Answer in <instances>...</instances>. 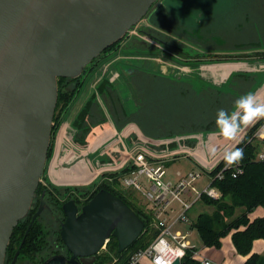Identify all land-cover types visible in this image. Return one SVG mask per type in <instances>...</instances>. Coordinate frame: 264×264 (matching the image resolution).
<instances>
[{"label": "water", "instance_id": "water-1", "mask_svg": "<svg viewBox=\"0 0 264 264\" xmlns=\"http://www.w3.org/2000/svg\"><path fill=\"white\" fill-rule=\"evenodd\" d=\"M156 1L0 0V264L45 169L58 77L80 75ZM44 206L42 197L25 234ZM63 211L66 249L42 264H91L111 236L124 251L145 227L127 202L105 188L81 208L74 199L65 201ZM180 263L176 258L171 264Z\"/></svg>", "mask_w": 264, "mask_h": 264}, {"label": "trees", "instance_id": "trees-1", "mask_svg": "<svg viewBox=\"0 0 264 264\" xmlns=\"http://www.w3.org/2000/svg\"><path fill=\"white\" fill-rule=\"evenodd\" d=\"M164 13L168 15L163 6L158 4L157 7H154L153 5L146 17L147 20L152 25H154L156 29H163V27L168 25L167 21L162 20ZM158 29L152 31L151 29L141 28L140 30L147 33L152 40H159L164 45L170 46V48L178 52L185 53L187 55H192L191 52H193L194 56H196L197 58L200 57L201 59L211 57H207V55L201 56L202 54L199 52H196L192 49H186V47L184 48L182 42L179 43L176 39L170 37H162L161 33L158 34ZM145 44H148V46L151 47L149 49H144L143 47H141ZM112 45H110L102 52L103 55L101 54V57L99 55V58L97 57L96 59H94L89 68H85L80 75L76 77H58V98L56 105V108H58L59 106L58 115H66V112L71 107L73 101L78 97L79 93L84 88L86 82L88 81V77H90L91 75L93 76L94 71L97 70L101 62L108 59V56L111 54V52H109L108 50L111 49V51L113 52ZM153 45L149 41H144L142 45H137V48H133V50L150 53L155 51V45ZM213 57L218 58V56ZM242 57H245V55L237 56V58L240 59H242ZM127 64L128 66L125 69L127 72L122 77L123 79L128 80L126 81L129 84L130 89L131 84H134V81L135 84L137 82L141 83V87H139L140 100L138 99L137 95H134V93L136 94L138 93V91L132 90V93L134 92L132 101L134 102V105L128 109L120 103V92L118 91L116 86L114 84H111L107 78H103L97 84L96 90L91 92V94L88 96V98L72 120V125L76 129L74 135V143L77 144V146H87V138L93 128L98 124L106 122L107 120L97 99V93H99L106 102L110 113L117 124H123L126 120L125 124L137 123V125L141 127L143 131H215L216 129H218L216 125V116L218 109L224 108L225 106H227L228 109L231 106V103L225 101L227 99L222 100L223 97L221 98V95H218V92L214 88L210 89L211 92H209V94L207 90L204 93V90L202 89H200L199 91L195 90L193 87H191V85L187 84L183 78L178 79L173 75L163 76L157 71L151 70L144 65L138 64L137 62L129 61ZM238 75L245 76L247 75V73H240ZM178 84H184L189 89L188 93L180 92V96L189 94L191 99L197 102L201 101L204 103L203 111H205L207 108H212L213 110L211 109L212 111L206 114L208 116H205L201 119L195 118V116L198 114L189 112L188 118L191 120H187L188 125H181L179 120H175L172 122L163 120L162 123H169L172 128L162 129L161 126L159 129L150 128L148 126L150 124H147L145 120V117L151 118L149 117V115H147L148 103L145 98L143 100L140 94L145 93L148 88L154 86L157 87L161 85L164 87H170L169 85H173L174 87H176V85ZM212 94L214 95L212 96ZM136 102L138 103V107H136ZM143 114L145 117L143 116ZM55 117L56 116L54 115V118ZM202 120L204 124L200 123L199 125H196ZM262 122L263 119L257 121L252 127H250L249 130H247L243 135V137L231 149H243V156L239 159L240 166L242 167L243 171L234 176V169H224L223 176L221 178H215L212 182V184L220 190L221 197L218 199H214L209 197L207 194H202L201 196V200L204 203L214 207V210L212 212H200L192 224V227L197 229L204 246L217 248L220 247L222 244V237L233 231L232 240L236 250L238 251V253L246 255L251 252L255 239H264V216L257 217L253 220H251L248 216V211L259 205H264V159L257 158L258 151L264 145V139H260L259 136L255 134L257 128L262 124ZM179 125L181 126V128L179 127ZM171 134L174 133L171 132L163 133L160 135H152L158 136L157 138H159L164 135ZM136 137H138V135ZM53 143L54 142L52 141V143L50 144V149L48 150L49 155L52 152L50 151L52 150V147L54 150V146L52 145ZM120 151L121 150H119L118 147L111 148L108 152L105 153V160L116 159V157L120 154ZM223 167L224 158H222V160L211 171V173L215 175ZM127 169L128 168H124L121 172L123 173ZM120 174V172L119 174L118 172L115 174L104 173L102 175L103 177H101V181H99L98 184H92V188L89 186L59 187L51 183L47 184L49 187L47 188V185L44 186L40 182L37 189L38 193H41V191L46 189L45 200L49 203L51 209H55L57 212H61L63 214L62 216H65L63 211V204L65 201L74 199L78 206H80L81 208L95 195L97 191L105 188L127 202L143 219V221L145 222L143 232L127 249H125L124 251H119L117 238L111 236L106 242V250H102L101 252L96 254V260L94 264H126L132 253H134L138 249L147 247L159 233L158 230L151 226V214L150 212H148L146 205L141 200V198H137L136 195L133 194L134 192H132V190H126L120 187V182L118 179ZM107 176H113L114 178L110 181ZM49 199L53 204L49 202ZM37 204L38 201L34 205V207L29 210L26 216L21 218L18 224L13 228L11 239L6 251V264L10 263L17 250H20L18 261L29 260L33 264H39L40 261H42L46 257L53 255L59 249H61V247L65 246L60 235L61 222L63 221L62 220L58 226L57 237L55 238L54 242L56 247L60 248H55L56 250L54 249V251L56 252H51L48 255L43 254L44 249H46V245L48 244L49 246L47 236L51 231L50 228L52 229L50 222L51 219L46 221L45 217V220H43L44 212H42L37 217V219L30 227L28 233L25 234L32 214L37 208ZM241 207L246 208V211L239 215H236L237 208ZM52 210H49V212H51ZM23 239L24 242L20 247ZM193 250L194 249L188 250L187 254L183 257L180 264H200L197 259H194L192 257ZM115 259L117 260L115 261ZM244 264H264V256L258 253H252L244 261Z\"/></svg>", "mask_w": 264, "mask_h": 264}, {"label": "rangeland", "instance_id": "rangeland-1", "mask_svg": "<svg viewBox=\"0 0 264 264\" xmlns=\"http://www.w3.org/2000/svg\"><path fill=\"white\" fill-rule=\"evenodd\" d=\"M249 3L252 4V7L247 11V13H245L246 8L244 7V4L249 5ZM158 4L163 6L164 9L168 13V15L164 13V15L162 17V20L167 21L168 25L163 27V29L159 28L160 31L157 28L158 34L161 33L162 37H170V38L178 40L179 43L182 42V45L184 46V48L186 47V49H192L195 51L199 50V52L204 53L201 56L209 55V56H211L209 58H214V59H209L208 62H214L215 61V57H213V56H216V54H215L216 52L211 53V52H207V51L205 52L204 50H203L204 52H202L201 49L194 46L195 44L192 45L191 43L186 42L187 39H193L194 41L198 40L196 42H199L202 44L203 35L206 32H209V31H212V32L215 31V33H217V32L218 33L229 32V35H233V34H236V31H237L235 29L237 23L242 22L243 23L242 27H245V26L248 27L249 24L251 23V21H253L255 26L257 27V29H256L257 30V36H258V38H260L257 41L258 42L257 44L259 45L258 48L260 49L261 46L264 47V31H262V28L264 30V24L262 23L263 20L256 18L257 15H255V13H257V14L259 13V16H262V13H263V17H264V0H157L154 4V7H157ZM246 15H248V17H246ZM146 16L144 18H142L140 21H138L137 23H135L125 33L124 36H122L119 40H117L116 42L113 43V45H112L113 46V48H112L113 52L111 51V49L108 50L109 52H111V54L108 56V58L110 60L103 61L100 64V66L97 68V71H99V68L101 67L102 73L106 72V70L109 69V67L110 68L113 66L115 67L116 64L119 66L120 69H122L124 67L126 68L128 66V64L126 62L122 64V62L125 60H129L131 62H137L138 64L148 66L149 68L161 69L162 71H166V72L170 73L171 75L175 74L174 76H176L177 69L180 71H185V68L190 66V65L184 64L183 69H181L180 67H176V66L180 65L182 62L183 63L187 62V61H179V60H189V62L192 63V62H196L197 60L201 59L200 57L197 58L196 56H194L193 52H191V51H189V52H191L192 55H187L185 53H181V52H178V51L170 48V46L164 45L159 40H155V41L152 40L151 37L147 33L140 30L141 28L151 29L152 31L157 30L154 27V25H152L147 20ZM195 28L199 29V33L195 32ZM212 36H218V34H214ZM194 38H197V39H194ZM261 40H263V41H261ZM144 41H146V42L149 41L152 43V45L154 44L155 45V51L150 52V53H144V52H139V51L133 50V48L134 49L137 48V45H142ZM141 47H143L144 49H146V48L149 49L151 46H148V44H145L144 46H141ZM138 48H140V47H138ZM256 50L253 52L244 51L243 53H241L237 56H241V55L247 56V57H242V59L248 58L249 55H251L252 53L264 56V50L263 51H261V49H260V51H256ZM101 54H99L100 57H101ZM124 56H127V59L124 58ZM97 57H95L94 59H96ZM94 59L88 65H86L85 68H89V66L92 64ZM200 64L201 63L193 64V65L200 66ZM194 78L199 79L196 77V75ZM243 78H246V77L244 76ZM249 78L250 79L248 81V84H252L253 79H251V77H249ZM247 79H248V77H247ZM247 79H244V82H246ZM101 80H102V75L101 76L100 75L99 76L93 75V76L88 77V81L86 82L84 88L81 90L78 97L73 101L75 103L74 104L72 103L73 105H71V107L69 108L71 110L68 109L69 112L67 111L68 114H66V117L58 115L59 106H58V108H55L54 115L56 117L53 118V123H52V129L53 130L51 131V141H50V144L52 143V141L54 142L52 144L54 146V150L52 147V150H50L52 152L50 153V155L48 154L49 156L47 157V160H46L45 169H44L43 174H42L41 179H40L41 184H43L44 186H46V184H49V182L47 181V178H46V174H47V170H48L47 167L49 168L50 164L51 163L53 164V162H54V164H56L55 165V167H56L55 172L56 173H57V171L65 173L64 170H65V168H68V167L73 168L75 170L76 166L80 164L81 159H82V162H84V163H82L80 165V167L86 166V168H87L89 165L91 170L94 171L97 168V164H99V162H100L98 158H100V160H103L105 158V155L99 154V152H97V150L96 151H89L85 155L86 161L83 158L84 156L81 159H79V156H76V154L74 155L76 157L70 159V161H68L70 156L68 157V155L63 156V155L56 154V146H59L61 142L70 141V143H72V141L74 139V135L72 136V141L69 139L68 136L70 134L69 130L72 129L71 126H73V125H72L71 121H69V120H71V119L73 120L74 116L79 111L78 105L80 103L82 104V101L84 99L86 100L88 98V96H86V93L89 91V87L90 86H92V87L97 86V84ZM193 82H195V84H193V85L196 88H200L201 86H203L204 84L207 83V82L205 83V81H202L201 79L193 80ZM133 83L134 84H131L130 90H131V92H132V90L138 91V93H136V94L134 92L133 93H134V95H137L138 99L140 100V98H139V87H141V83L137 82L135 84V81ZM169 86L170 87H168V86L164 87L161 85L157 86V87L154 86V87L148 88L145 93L140 94V96L143 98V100L145 98L147 103H148L147 115H149V117L152 118V121H151V118L145 117L144 114H143V116L145 117L146 123L150 124V125H148L150 128L159 129L161 126L162 129H164V128L171 129L172 127L169 125V123H167V124L162 123L163 120H167V122L179 120L181 125H188L187 120H191L188 118L189 112H191L193 114H198L195 116V118L201 119V118H204L205 116H208L206 114H208L209 112H211L213 110L212 108H211L212 110L210 108H207L205 111H203L204 103L201 101L197 102V101L191 99L189 94H186L184 96H180L179 95L180 92L188 93L189 89L184 84H178V85H176V87H174L173 85H169ZM133 93L130 94V95H132V97H134ZM249 93H250V91H249ZM123 95H126V94H123ZM124 102H126V100ZM133 105H134V102H129L125 105V107H127L129 109ZM136 105H137L136 107H138L137 102H136ZM224 109L226 110L227 106H225ZM58 116H60V117H58ZM125 123H126V120H125ZM125 123L117 124L115 122L114 127H115V129L117 128L116 130H122V129H130L131 127L135 126L132 123H128V124H125ZM200 123L204 124L203 120L198 122L196 125H199ZM62 127L64 128V131H63ZM179 127L181 128L180 125H179ZM67 129H69V130L66 131ZM108 131H114V129L111 127V129H109ZM122 132H123V134H125L128 131H122ZM143 132L145 133V135L144 134L143 135L146 136V139H147V137H150L152 134L160 135L163 133L173 132L174 134L162 136V137H172V136H177V135H180V136L181 135H191L193 133L194 134L195 133H206V132H210V131H143ZM215 132H219V129H216ZM138 133H139V131H138ZM144 136L139 134L138 137L140 140H142V138L143 139L145 138ZM152 136L149 139L150 141H154V140L158 139L157 138L158 136H153V137ZM236 136H237V134H236ZM160 138L161 137H159V139ZM115 139L116 138L114 136H112L108 142L112 143ZM232 140H233V138L224 137L222 135L221 140H220L221 145L219 144V147L221 148L222 146L229 144ZM126 141L128 142V144H130L129 139ZM198 142L199 141L196 139L182 141L184 146L190 147V148L193 147V149H198V147H199ZM116 146L118 147L119 150H121L120 154H122L123 149H120L122 147V145H117L115 143L113 145V148H117ZM49 147H50V145H49ZM92 148L93 147H91L90 149H92ZM68 149H69L68 147L63 146L62 151L60 150L61 154H65ZM218 150H220V149H217L215 151H218ZM177 154H178V156H176V157H174L175 155L172 156L171 158H169V160L167 162V164L169 165L168 173L171 177H172L173 172L175 170H178V169H180L182 171H188L191 169H201V167L197 163L194 162L192 157L186 158V156H187L186 151H183L182 153H177ZM77 155H79V154H77ZM81 156H82V154H81ZM117 157H119V156H117ZM63 160H65L66 162H63ZM71 166H74V167H71ZM202 170H203V168H202ZM85 171H86V169H85ZM74 177L76 178V175H74ZM77 178L80 179L78 176H77ZM89 180L88 179H83V180L81 179V180L76 181V183L83 184V185H86V186H89L92 188L93 187L92 184H95V183L98 184V182L101 181V177H99L95 180H92V181L91 180L89 181ZM209 180H210L209 176L203 170L202 177H200L199 180L196 182V187L199 190H202L204 187H206L208 185ZM87 181H89V183H87ZM79 184H72L71 183V184H68L67 186L79 185ZM62 186H66V185H61V187ZM95 186H97V185H95ZM132 192H134L133 194H135L137 198L140 197V195L137 194L135 191H132ZM49 202L51 204H53L50 199H49ZM175 205H177V204H175ZM209 208H211L210 205H207L202 200H200L197 203H195L189 211L192 213V216L194 217L197 213H199L201 211H209L210 210ZM43 212H44V215H43L44 219L43 220H45V217H46V221L51 219L50 222H51V227H52V229L50 228L51 231L49 232V234L47 236V240L49 241V246L47 244L46 249H44V251H43V254L48 255L51 252H56V251H54L55 248H57V249L60 248V247H56L54 242H55V238L57 237L58 226H59L60 222L62 220H64L65 216H62L63 214L59 211L57 212L55 209L52 210L51 212H49V210L45 208V211H43ZM54 218H57V219H54ZM172 229L173 230L180 229V230H182L183 233L190 232V234H188V239L190 240V242L193 243L194 245H196V247L198 249L202 248L203 242H202L200 235H199L196 228H194V227H192V226H190L184 222H180L176 225H173ZM106 248H107V246L105 244V246L100 250V252L102 250H106ZM19 262H20V264H23L24 261L23 262L19 261Z\"/></svg>", "mask_w": 264, "mask_h": 264}, {"label": "crops", "instance_id": "crops-1", "mask_svg": "<svg viewBox=\"0 0 264 264\" xmlns=\"http://www.w3.org/2000/svg\"><path fill=\"white\" fill-rule=\"evenodd\" d=\"M244 7L246 8L245 13H247V11L252 7V4L251 3H249V5L244 4ZM255 15H257L256 18L263 20L262 23L264 24L263 13H262V16H259V13L258 14L255 13ZM246 17H248V15H246ZM242 26H243L242 22L237 23L236 27H235V29L237 31H236V34H233V35H229V32H225V33L224 32L215 33V31L214 32H212V31L206 32L203 35L202 44L199 42H196L198 40L194 41L193 39H187L186 42H189L192 45L195 44L194 46L201 49L202 52H204V51L205 52L206 51L211 52V53L216 52L215 54H216V56H218V58H215L214 62H208L209 59H214V58H209L208 57L209 55H207L208 58H202L200 60H197L196 62L191 61L192 63H190L189 60H179V61H187V62H184V63L182 62L180 65L176 66V67H180L181 69H183L184 64L190 65L189 67L185 68V71H180L177 69V71H176L177 74L175 77H177L178 79L183 78L187 84L191 85V87H193L194 86L193 84H195V82H193V80L201 79L202 81H205V83L207 82L206 83L207 85L204 84L203 86H201L202 88L201 87L200 88L202 90H204V93L207 90L208 94H209V92H211L210 89H212V88L216 89V91L218 92V95L220 94L221 98L223 97L222 100L227 99L225 101H228L229 103H231L230 108L226 109V111H228L230 113L237 111V107H236V103H235L236 100L241 95L249 93V91H250V93L255 94L260 102H264V56L254 55L252 53L251 55H249L248 58H245V59L237 58V55L243 53L244 51L253 52L256 49H257L256 51H260V49H261V51H263L264 47L261 46L260 49L258 48L259 45L257 44L258 43L257 41L260 38H258V36H257V30H256L257 27L255 26L253 21H251V23L249 24L248 27L247 26L242 27ZM262 31H264L263 28H262ZM195 32L199 33V29L195 28ZM214 34H218V36H212ZM194 39H197V38H194ZM261 41H263V40H261ZM196 52H199V50H197ZM199 53H201V52H199ZM201 54L203 55L204 53H201ZM223 57H231V58H223ZM245 57H247V56H245ZM124 58L127 59V56H124ZM106 60H110V59L108 58ZM106 60H104V61H106ZM125 62L128 63L129 60L123 61L122 64ZM199 63H201L200 66L193 65V64H199ZM146 67L149 68L148 66H146ZM100 68H99V71H97V70L94 71L93 75H95V76H99V75L101 76L102 75V79L107 78L111 84H114L116 86V88L120 92V103L121 104H123L125 106L127 103L132 102L133 97H132V95H130V94H132V92L130 90V86L127 83V81L125 79H123V77H122L127 72L125 70L126 68L124 67V68L120 69L119 66L116 64L115 67L114 66L111 68L109 67V69H107L106 72H103V73H102V68L101 69ZM149 69H151V70L153 69L163 76L171 75L170 73H168L166 71H162L161 69H157V68H149ZM240 73H247V75H245V76H248V79H247V77L243 78L244 75L239 76L238 74H240ZM195 75L199 79L194 78ZM249 77H251V79H253L252 84H248V81L250 79ZM244 79H247V81L244 82ZM96 87L97 86H93V87L90 86L89 91L87 93L85 92L86 96H89L92 91L96 90ZM200 88L195 87L194 89L199 91ZM123 94H126V95H123ZM213 95L214 94H212V96ZM97 99L99 101V104L101 105V108H102L105 116H106V119H107L106 122L98 124L97 126H95L93 128V130L88 135L87 146H83V147L77 146V144L74 143V139L72 141V143L74 144V147H72L69 142L63 141L60 143L59 146H56V154L63 155V156L68 155V157L70 156L69 160L72 159L76 153L79 154L78 155L79 159H81L84 156V154L86 155L89 151H96V150H97V152H99V154L105 155L106 152L104 153L102 151L101 152L99 151V147H100L101 143L104 142V139H107L109 137L114 136L116 139L114 140L113 145L115 143L117 145H121L119 139H117L118 134H120V136L124 142V145H125L124 148H123V146L120 148V149H123V153L119 154L118 155L119 157H117L114 160H111V159L105 160V158L103 160H100V158H98L100 162H99V164H97V168L94 171L91 170L89 165L86 168V166L80 167V164H79L76 166L75 170L73 168L68 167V168H65V170H64L65 173H62L60 171H57V173H56L55 172L56 171V169H55L56 164H54V162H53V164L52 163L50 164L49 168L47 167L48 170H47L46 178H47V181L49 183H51L55 186H59V187H61V185H66V186H62V187H67V185L71 184V183L72 184H79V183H76V181L81 180V179L82 180L86 179L89 176V174H91V173L95 174V172L98 171L97 174H95V176L92 179H90L92 181V180H95L99 177H102V175L104 173H109L110 171L106 170L104 172L102 170L104 169V167H107L111 163H113V164L114 163H120V168L117 170L122 171L124 169L123 167L128 163V153L131 150L133 151L136 148H139L141 146L152 147V145H153L152 143H154V141L149 140L151 136L147 137V139H146V136H144L145 133L143 132L142 128L137 125V123H132L135 126L131 127L130 129L116 130L117 128L115 129V127H114L115 121L113 119V116L111 115L110 110H109L106 102L104 101V99L102 98V96L99 93H97ZM125 100H126V102H124ZM85 101L86 100L84 99L82 101V104L80 103L78 105V109H80L82 107V105L84 104ZM232 101H233V104H232ZM74 103L75 102H73V104ZM69 110H71V109H69ZM68 112L66 114H68ZM65 117H66V115H65ZM261 119H263V122L256 130L255 134L257 135V132L260 131L262 129V127L264 128V117L255 118L249 124L242 126L241 129L243 128V130H242L243 133L240 135H238V133H237V136H235V137H239L237 141H239L243 137V135L246 133L247 130H249L250 127H252L257 121H259ZM69 121H71V123H72V119ZM141 124H143V123H141ZM111 127L114 129V131H108L109 129H111ZM72 129H73V131L76 132V129L74 128V126H72ZM122 131H128V132L123 134ZM138 131H139V133H138ZM139 134L144 136L145 138L143 139L141 137L142 140H140L139 137H136L137 135L139 136ZM259 138L264 139V135L259 136ZM128 139L130 140V144H128V142L126 141ZM218 143L220 144V141ZM230 143L226 144L222 147L226 148V147H228V145H231ZM63 146H66L69 148L65 154H61ZM91 147H93V148L90 149ZM112 148H113V146H112ZM152 148L158 150L157 146H154ZM81 150H83V153L81 152ZM81 154H82V156H81ZM83 158H86V157H83ZM65 160H63V162H66ZM104 164H105V166H102ZM71 167H74V166H71ZM85 169H86V171H85ZM178 170H180V169H178ZM182 172H184V171H182ZM74 175H76V178L74 177ZM77 176L80 179H78ZM89 181H87V183H89ZM72 186H86V185L79 184V185H72ZM210 207L211 208H209L210 209L209 211H201V212H212L214 210V207L213 206H210ZM245 211H246V208H244V207L237 208L236 215H239ZM199 213H197L193 217L192 213L189 211V214H190L191 218L193 219V221L197 218ZM248 216L251 220H253L257 217L264 216V205H259L255 208H253L252 210L248 211ZM232 232L233 231H231L230 233H228L227 235L222 237V239H221L222 244L218 248L217 247H207V246H204V244H203L201 249H198L197 247L196 248L200 251V253L203 256L212 260L214 264H244V261L252 253H258V254L264 256V239L263 238L255 239L253 242V247H252L251 252L249 254L244 255V254L238 253V251L236 250V248L233 244V240H232ZM146 264H149V262L146 261Z\"/></svg>", "mask_w": 264, "mask_h": 264}, {"label": "built area", "instance_id": "built-area-1", "mask_svg": "<svg viewBox=\"0 0 264 264\" xmlns=\"http://www.w3.org/2000/svg\"><path fill=\"white\" fill-rule=\"evenodd\" d=\"M62 129L64 131L63 127ZM242 130L243 128L240 129L238 135L243 133ZM69 131L68 137L72 141L75 131L73 132V129ZM257 135H264L263 127L257 132ZM221 136L220 132L210 131L206 133H193L191 135L161 137L152 143V147L157 146L158 150L144 146L136 148L133 151L131 150L128 153V163L123 167L128 168L125 172L122 173L120 170H117L120 168V163H111L107 167H104L102 171L107 170L110 171L109 173L114 174L117 172L118 174L119 172L121 173L118 177L121 188L130 189L140 195L141 200L151 214V226L159 231L156 238L147 247L138 249L132 253L126 264H146V261L150 264H171L176 258H180L182 261L189 249H194L192 257L197 259L200 264H214L212 260L200 253L196 245L190 242L188 239L190 232L183 233L180 229L173 230L172 226L180 222L192 226L193 219L189 214V210L194 203L201 199L202 194H207L214 199L221 197L220 190L212 182L215 178L223 176L224 169H234V176L243 171L238 160L227 168L224 166L215 175L211 173L222 160L225 150H231L239 138L233 137L231 145H228L226 148L222 147L221 149L218 143ZM117 137L124 148L125 145L120 134ZM110 138L105 139L101 143L99 147L100 152L105 153L112 148L114 141L109 143ZM193 139L199 141L198 149L186 147L182 143L184 140ZM68 142L70 143V141ZM70 145L74 147V144L70 143ZM213 149L220 150L213 152ZM183 151L187 153L186 158L192 157L201 169H191L184 172L176 170L171 177L168 173L169 165L167 162L169 158L174 155L176 157L178 156L177 153H182ZM81 152L83 153V150ZM77 154L76 156H78ZM257 158L264 159V146L258 151ZM82 163L84 162L81 159L80 165ZM102 166H105V164ZM202 168L210 180L206 187L199 190L196 187V182L202 177ZM95 174H89L86 179H92ZM107 178L111 181L114 177L107 176Z\"/></svg>", "mask_w": 264, "mask_h": 264}, {"label": "clouds", "instance_id": "clouds-1", "mask_svg": "<svg viewBox=\"0 0 264 264\" xmlns=\"http://www.w3.org/2000/svg\"><path fill=\"white\" fill-rule=\"evenodd\" d=\"M236 112H228L224 108L217 111L216 125L224 137H235L242 126L249 124L255 118L264 117V102H260L255 94L247 93L236 100ZM213 152L215 149L212 150ZM243 156V149L225 150V168L233 165Z\"/></svg>", "mask_w": 264, "mask_h": 264}, {"label": "flooded vegetation", "instance_id": "flooded-vegetation-1", "mask_svg": "<svg viewBox=\"0 0 264 264\" xmlns=\"http://www.w3.org/2000/svg\"><path fill=\"white\" fill-rule=\"evenodd\" d=\"M154 5V4H153ZM47 185V184H46ZM39 186V185H38ZM47 188H48V185H47ZM38 189V188H37ZM45 193H46V189H44L43 191H41V193H38V191L36 190V194H35V196H34V198H33V201H32V204H31V207L29 208V210L32 208V207H34V205L37 203V201H38V204H37V208H36V210L33 212V214H32V217H33V215H34V213L38 210V208H39V205H40V202H41V198L43 197L44 199H45ZM45 208L46 209H49V210H52L51 209V207H50V205H49V203L45 200V206H44V209L42 210V212L45 210ZM79 208H80V206H79ZM29 210H28V212H29ZM27 212V213H28ZM41 212V213H42ZM26 213V214H27ZM40 213V214H41ZM39 214V215H40ZM26 216V215H25ZM32 217H31V220H32ZM37 219V218H36ZM35 219V220H36ZM31 220H30V223H31ZM29 223V224H30ZM34 223V222H33ZM29 226V225H28ZM32 226V225H31ZM23 242H24V239H23V241H22V244H23ZM21 247V246H20ZM64 249H66L65 248V246L64 247H61V249H60V251H57L56 253H61V252H64ZM16 253V252H15ZM56 253H54V254H56ZM19 255H20V252H19ZM19 255H18V258H17V260H16V264H20V262L18 261V259H19ZM68 256H70V254L68 253L67 254ZM47 258V257H46ZM45 258V259H46ZM45 259H43L42 261H40L39 262V264H42L43 263V261L45 260ZM95 260H96V257H95ZM95 260L91 263V264H94V262H95ZM12 261V260H11ZM11 261H10V263L9 264H11ZM23 262V261H22ZM4 264H6V263H4ZM23 264H33V263H31V261H29V260H24V262H23Z\"/></svg>", "mask_w": 264, "mask_h": 264}]
</instances>
